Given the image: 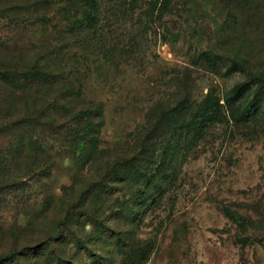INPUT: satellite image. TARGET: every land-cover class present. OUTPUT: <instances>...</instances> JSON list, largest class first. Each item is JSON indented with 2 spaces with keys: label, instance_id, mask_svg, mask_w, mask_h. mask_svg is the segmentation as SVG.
I'll return each mask as SVG.
<instances>
[{
  "label": "rangeland",
  "instance_id": "1",
  "mask_svg": "<svg viewBox=\"0 0 264 264\" xmlns=\"http://www.w3.org/2000/svg\"><path fill=\"white\" fill-rule=\"evenodd\" d=\"M94 1L0 0V264H264V0Z\"/></svg>",
  "mask_w": 264,
  "mask_h": 264
},
{
  "label": "trees",
  "instance_id": "2",
  "mask_svg": "<svg viewBox=\"0 0 264 264\" xmlns=\"http://www.w3.org/2000/svg\"><path fill=\"white\" fill-rule=\"evenodd\" d=\"M85 2L93 9L95 6V1L94 0H85ZM172 0H155L153 4V9H157L160 11V13L166 12L168 10L169 5L171 4ZM243 86H240L238 89V93L244 92L242 89ZM225 215L228 216L229 218H232L233 220H238L239 216L236 214L232 213L230 210L225 209L224 210Z\"/></svg>",
  "mask_w": 264,
  "mask_h": 264
}]
</instances>
